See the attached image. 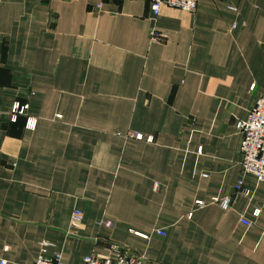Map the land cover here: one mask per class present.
<instances>
[{
  "label": "crops",
  "instance_id": "crops-1",
  "mask_svg": "<svg viewBox=\"0 0 264 264\" xmlns=\"http://www.w3.org/2000/svg\"><path fill=\"white\" fill-rule=\"evenodd\" d=\"M261 96L264 0L156 17L146 0H0V257L82 264L115 243L141 264H264V184L235 128ZM240 177L230 207L194 205Z\"/></svg>",
  "mask_w": 264,
  "mask_h": 264
},
{
  "label": "built area",
  "instance_id": "built-area-1",
  "mask_svg": "<svg viewBox=\"0 0 264 264\" xmlns=\"http://www.w3.org/2000/svg\"><path fill=\"white\" fill-rule=\"evenodd\" d=\"M149 3V7L153 17L159 14L161 6L167 5L169 7L178 8L184 11L193 12L197 8L198 0H146ZM231 9H234L231 7ZM161 33L155 28L151 29V38L159 40ZM26 116L25 127L27 129H34L36 125V119L26 114L25 105L19 102L13 103L10 110V120L15 121L19 116ZM60 117L59 115H57ZM236 130L241 135L239 143V151L241 154V169L242 174H250L257 182L264 184V96L259 97L255 103L248 109L247 115L244 119L238 120L235 123ZM129 136L135 139H145L151 141L152 136H143L137 132L129 133ZM201 151L200 148L197 150ZM243 194L248 196L250 191L243 186L242 178H238L235 183L234 196L212 197L209 201L197 199L194 201L196 207H203L209 203H215L221 208L226 209L230 207L234 201V197L237 194ZM259 211L253 210V215H258ZM83 221V212L77 208L73 209L69 219V228L71 232H75ZM241 223L248 226L250 222L245 219H240ZM109 225V221H104ZM157 233L164 234L163 231L157 230ZM141 237H147L140 233ZM109 253L100 257L93 254L85 255L82 258V264H141L142 259L140 256H135L126 253L118 244L109 243ZM113 254V255H112ZM0 264H8L5 258L0 257ZM33 264H69L65 262L60 255L53 257H47L40 255L36 257Z\"/></svg>",
  "mask_w": 264,
  "mask_h": 264
}]
</instances>
